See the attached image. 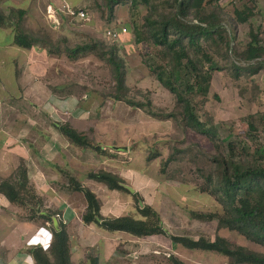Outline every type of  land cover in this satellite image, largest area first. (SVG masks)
I'll list each match as a JSON object with an SVG mask.
<instances>
[{"label": "rangeland", "instance_id": "1", "mask_svg": "<svg viewBox=\"0 0 264 264\" xmlns=\"http://www.w3.org/2000/svg\"><path fill=\"white\" fill-rule=\"evenodd\" d=\"M67 1L75 8H85L89 19L66 21L61 28L52 29L43 14L47 3L33 1L27 7V14L21 24L25 31L40 38L39 45L44 46L47 51L60 49V53L48 51L50 55L61 59L60 66L56 67L57 78L60 80L50 81L49 86H63L62 93L75 94L78 97L87 95V100L84 99L82 105L91 109L89 116L97 117L102 125L103 134L100 140L104 144H99L104 153L99 154L89 150L97 153L101 158L113 159L112 161L119 165L118 170L122 176L123 173L130 177L135 173L146 176L145 181L148 185L136 189L139 196H133L131 200L122 203L126 206L124 213L133 214L135 209L131 207L135 206L136 200L139 199L143 204L151 205L159 212L168 236L170 234L187 235L192 238L204 236L213 239L218 234L235 245L264 253V247L247 240L244 235L224 227L217 229L215 221H200L191 216L192 210L206 213L222 210L212 196L199 190L205 181L202 173L212 169L211 157L217 154L212 143L170 118L159 120L149 115L145 108L131 107L124 101L112 98L115 95L113 67L106 59L108 56L106 52L110 48L117 51L118 56L124 61L125 84L128 88L125 93L126 98L138 102L149 100L151 110L158 114H168L177 110L175 96L155 79L143 60V58H151L158 61V58L154 57L146 42L136 44L134 40L133 24L143 23L150 8L145 4L133 6L125 1L118 4L110 15L106 0ZM243 5L252 7L255 15L249 23L237 25L234 30L230 28L235 36L230 46L238 50L247 41L250 28L255 29L260 26L264 37V0H220L216 7L217 11L229 21L233 8ZM156 6L158 10L161 9L160 4ZM9 8L8 6L5 8L0 3L1 11L8 13ZM109 30L116 35H108ZM6 40H9L7 36L0 35V48L5 45ZM9 43L13 45L11 40ZM85 44H96L97 48L95 51L79 54L74 59L67 56L66 50ZM203 45L206 46V43ZM221 49L223 52L224 48ZM104 52L105 54L101 56ZM6 54V51L0 49V59L4 60ZM229 55L231 61L233 60L237 65L241 67L247 65L232 54ZM215 58L222 65L228 66L226 60L221 61L218 56ZM33 69L38 72V68ZM230 72L228 68L215 71L207 98L199 101L202 109L198 111V115L201 120L205 118V114L210 115L221 137L230 133L231 140L240 143L245 141L247 150L251 152L254 147L252 138H257L264 147V68L256 74L245 73L237 79ZM12 73V65L9 62L3 63L0 67V77L5 82L8 80L12 82ZM47 75H53L52 71L47 72ZM31 79L30 71L23 68L16 76L14 84L24 91L27 88L26 83ZM13 93L14 91L6 89L5 83L0 85V108L4 105L3 99L7 101L9 99L18 106L22 105L17 99L10 97ZM22 99V102L28 101L27 98ZM26 105L29 106L28 103ZM31 105L34 106L35 103ZM250 120L258 128V137H254L256 132L249 129ZM18 134L19 131L11 129L4 135L15 138ZM19 138L20 143L25 144L24 138ZM11 140V143H14V139ZM122 147L126 150H122ZM16 154L21 153L17 151ZM173 156L174 159L165 163ZM240 156L243 159L249 158L245 154ZM12 161L15 162L14 154L6 155L5 162L11 164ZM3 168L0 172V180L18 176V166L14 169L10 165L8 169L7 165L3 164ZM5 175L7 177L4 178ZM69 175L65 170L61 172L65 181ZM36 192L33 185L28 184L22 205L10 203L0 205V258H6L8 264H21L22 260H27L22 264H34L31 256L25 254L26 247L31 246L29 236L24 235V231L29 228L25 220L34 215V209L38 208L39 211L47 209L42 197ZM34 218L31 220L44 224V219H38V216ZM124 236L111 241L113 246L108 253L105 247L101 249L98 253L101 264H172L170 255L176 256L186 264H228L229 262L227 258L213 252L190 250L181 245L172 246L168 237L134 238L127 237L126 234ZM71 240L74 264H90L92 251L96 252V250L88 251L84 253L85 255L84 250L76 252L73 248L74 241Z\"/></svg>", "mask_w": 264, "mask_h": 264}, {"label": "trees", "instance_id": "2", "mask_svg": "<svg viewBox=\"0 0 264 264\" xmlns=\"http://www.w3.org/2000/svg\"><path fill=\"white\" fill-rule=\"evenodd\" d=\"M125 1L133 6L145 4L150 8L143 23L133 24L134 40L136 44L146 42L154 57L158 58V61L151 58L143 60L155 79L175 96L177 110L158 114L151 110L149 100L138 102L126 98L128 88L125 84L124 61L117 51L110 48L106 52V59L113 67L115 95L112 98L124 101L131 107L145 108L149 115L159 120L170 118L185 129L207 138L217 150V154L211 157L212 169L202 173L205 181L199 190L212 196L222 210L207 213L192 210L191 216L200 221H215L217 229L224 227L236 231L247 240L264 247V147L257 138H252L254 147L250 152L245 141L240 143L231 140L230 133L221 137L210 115L205 114L203 120L198 115V111L202 109L199 101L207 98L215 71L228 68L229 72L232 71L231 75L237 79L245 73L256 74L264 68V37L260 26L249 29L248 39L240 50L230 46L235 37L230 28L234 30L237 25L249 23L255 15L254 9L247 5L235 7L228 21L216 9L220 0H106L108 13L111 15L113 9ZM156 4L161 5L160 10ZM26 14L25 8L10 7L8 13L0 10V26L12 23L13 45L30 49L41 41L22 27L21 23ZM70 20V16H65L60 26ZM203 43H206V46ZM96 48V44H85L66 51L67 56L74 59L79 54L95 51ZM221 48H224L223 52ZM54 50L48 51L60 53L59 48ZM229 53L247 65H237L231 61ZM103 54L105 52L101 53V56ZM217 56L221 61L226 60L228 66L218 62L215 58ZM248 126L251 131L256 132L254 137H258L256 124L250 120ZM57 128L73 145L94 150L99 154L104 153L99 142L77 131L69 123H59ZM241 154L248 155L249 158L243 159ZM171 159H174V156L168 158L165 163ZM87 177L105 184L109 189L131 192L119 176L109 171L100 169L89 172ZM67 182L70 190L82 192L84 195L86 208L81 215L84 224H94L109 233L121 231L136 237H168L173 246L181 245L190 250L213 252L227 258L228 264H264L263 252L235 245L218 234L213 239L204 236H168L159 212L151 205L139 203L138 200L133 214L105 217L100 213L101 202L91 189L82 186L71 175ZM28 184L27 169L21 163L16 178L0 180V194L11 204L22 205ZM36 216L50 220L49 216L42 212L37 214L34 209V215L30 219ZM71 241L66 225L61 220L58 228H52V239L47 247L31 245L25 252L31 256L34 264H74L71 259ZM170 260L172 264H186L173 255H170ZM0 263L8 264L4 257L0 258ZM90 264H101L100 256L95 251H92L90 256Z\"/></svg>", "mask_w": 264, "mask_h": 264}, {"label": "crops", "instance_id": "3", "mask_svg": "<svg viewBox=\"0 0 264 264\" xmlns=\"http://www.w3.org/2000/svg\"><path fill=\"white\" fill-rule=\"evenodd\" d=\"M33 1L57 6L67 0H1L0 3L5 8L8 6L27 9ZM50 28L54 29L51 25ZM12 33V23L0 26V35L9 38L0 48L7 52L5 59H0V67L3 63L7 62L8 64L9 62L13 68L12 82L8 80L6 83L0 77V85L5 83L6 89L14 91L10 97L17 99L22 105H15L9 99L7 101L2 97L4 107L0 108V172L4 169L3 164L7 165L8 169L10 165L15 169L22 162L27 169L29 184L33 185L47 208L43 211H39L37 208V214L42 212V214L46 213L45 215L55 218L49 216L50 220H45L44 224L31 219L25 220L29 228L24 231V235L25 237L29 236L31 245L38 244L47 247L52 239V228H58L59 222L62 220L70 238L74 241V251L83 252L84 250V254L96 250L95 253L98 254L105 247L108 253V250L113 246L111 241L125 237V234L127 237L135 238L136 236L121 231L109 233L100 230L94 224H84L81 219L86 208L84 195L82 192L70 190L68 182L61 176V172L67 171L82 186L91 189L97 195L101 202L100 213L105 217L127 215L124 213L126 206L122 203L131 200L134 194H136L134 197L139 196L136 189L148 185V182L145 181L146 176L141 173L132 174V177L123 173L124 176H122L118 170L119 165L112 161L113 159L101 158L89 149L77 147L62 135L57 124L67 122L77 131L88 135L93 141L104 144L100 140L103 128L99 119L90 117L91 109L82 105V101L87 100V95L78 97L75 94L62 93L63 86H49L50 81L60 80L57 78L56 67L60 66L61 59L50 55L47 49L39 44L30 49L11 45L9 41H12ZM23 68L30 71L32 79L26 83V90L21 91L14 81ZM33 68H38V72ZM49 71H52L53 75H47ZM22 98H27L28 101L22 102ZM33 103H35L34 106L31 105ZM11 129L19 131L17 137L10 138V136L4 135ZM19 137L24 138L25 144L20 143ZM11 139H14V143H11ZM17 151L21 154L17 155ZM12 154L15 156V162L6 163V155ZM100 169L119 175L124 186L131 192L109 189L105 184L87 177L89 172H96ZM138 201L142 203V200L138 199ZM3 203L6 205L10 202L0 194V205L2 206ZM136 203L131 209H135ZM55 224L56 226H54ZM71 251L73 252V249ZM25 254L29 255L26 252ZM24 262L27 260H22L21 264Z\"/></svg>", "mask_w": 264, "mask_h": 264}, {"label": "built area", "instance_id": "4", "mask_svg": "<svg viewBox=\"0 0 264 264\" xmlns=\"http://www.w3.org/2000/svg\"><path fill=\"white\" fill-rule=\"evenodd\" d=\"M44 14L47 22L54 29H58L60 27L62 19L67 15L70 16L72 20L76 21L89 19L88 11L85 8H75L67 1H62L61 4L57 6L52 4L46 5ZM123 31H125V29H123ZM107 34L111 36L116 35L115 32L110 30L107 32Z\"/></svg>", "mask_w": 264, "mask_h": 264}, {"label": "water", "instance_id": "5", "mask_svg": "<svg viewBox=\"0 0 264 264\" xmlns=\"http://www.w3.org/2000/svg\"><path fill=\"white\" fill-rule=\"evenodd\" d=\"M121 149H122V150H126V148H125V147H122Z\"/></svg>", "mask_w": 264, "mask_h": 264}]
</instances>
